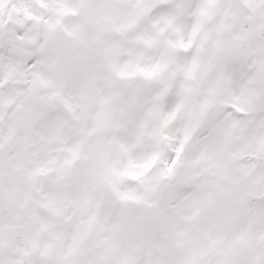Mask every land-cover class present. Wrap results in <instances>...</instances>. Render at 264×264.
Masks as SVG:
<instances>
[{
    "label": "snow or ice",
    "instance_id": "snow-or-ice-1",
    "mask_svg": "<svg viewBox=\"0 0 264 264\" xmlns=\"http://www.w3.org/2000/svg\"><path fill=\"white\" fill-rule=\"evenodd\" d=\"M0 264H264V0H0Z\"/></svg>",
    "mask_w": 264,
    "mask_h": 264
}]
</instances>
